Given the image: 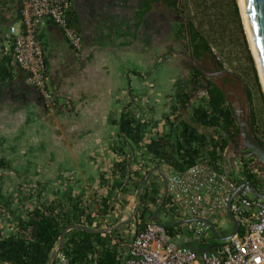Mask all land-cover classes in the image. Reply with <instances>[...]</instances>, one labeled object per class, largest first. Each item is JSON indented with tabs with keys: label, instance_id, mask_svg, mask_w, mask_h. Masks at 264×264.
<instances>
[{
	"label": "trees",
	"instance_id": "16d2710c",
	"mask_svg": "<svg viewBox=\"0 0 264 264\" xmlns=\"http://www.w3.org/2000/svg\"><path fill=\"white\" fill-rule=\"evenodd\" d=\"M12 2L0 0V26L10 22L6 11ZM169 5L180 11V31L183 33L180 32L183 36L181 41L194 58L204 60L212 57L220 68H226V63L232 66V72L244 82L251 106L252 129L264 145V94L243 27L238 0H169ZM71 15L67 17L70 25L74 22ZM2 32L0 50L4 39ZM217 54L222 55V60ZM193 71L190 78L180 80V90L174 94L175 104L170 105L171 114L186 110L189 114L187 119L171 120L166 115L159 121H150L127 108L121 112L118 121L110 117V123L118 126L117 136L121 137L122 143L118 146L113 143L112 151L119 160L112 164L108 178H105L107 172H101L99 185L124 193L130 191L125 187V182L133 181L136 191L143 181L139 193L141 206L135 215L134 233L145 226L161 202L164 186L156 170L161 168L162 171V165L167 164L182 171L199 161H208V158L212 164L211 160L216 162L220 158L219 152L224 151L239 136L232 106L218 85L209 83L204 95L196 97L198 103L189 106L191 96L202 82L201 71L196 68ZM17 72L11 55L1 51L0 83L13 82ZM23 86L30 89L24 83ZM9 91L13 89L9 88ZM32 95L40 101L34 90ZM161 125H166L167 130L162 131ZM152 129L156 130L153 134ZM125 145L130 148L127 152L124 150ZM151 161L153 167L148 165ZM6 162L0 159V167L9 168L10 162ZM153 168L157 173L153 171L154 177L151 178L149 170ZM247 179L257 184L253 174H248ZM40 196L37 193L36 203L20 216H16L15 209L10 207L13 200L0 201V212L7 214L11 222L10 226H0V264H47L64 228L73 224L89 228L102 227L94 217L96 208L85 204L83 194L72 196L68 192L63 199L44 201H41ZM108 201L107 196L97 204L103 216H111L115 211L114 205H109ZM168 203L167 197L160 209L166 211ZM163 225L168 234L174 236L178 233L175 228L180 225V221L174 219ZM124 245L125 240L116 229L92 233L74 228L66 232L60 251L69 257L71 264H121Z\"/></svg>",
	"mask_w": 264,
	"mask_h": 264
},
{
	"label": "rangeland",
	"instance_id": "374dc122",
	"mask_svg": "<svg viewBox=\"0 0 264 264\" xmlns=\"http://www.w3.org/2000/svg\"><path fill=\"white\" fill-rule=\"evenodd\" d=\"M125 1H128V3L130 4L129 9H134V7H137L138 5L137 0ZM147 1L148 0H146V2ZM90 2L91 1H87L84 4L83 10ZM143 2L144 5L142 6H145L142 7L144 11L143 15H145L143 18L150 19L149 23L147 21V26H150L151 28L150 34L152 36L151 38L154 46L149 48V51L147 53H143L140 51L137 53L133 52V48H127L128 44L134 45L136 43L134 41L135 37L133 35L129 40L126 38L123 39L122 37H118L117 39L111 38V45L107 41L103 42L102 44L104 47L102 48L103 51H100V60L101 57H104L102 59L104 61L102 62H105V65L108 68L107 74L110 79V91L112 92L111 101L114 103L110 114L113 118L116 119V121H118L121 112H123L124 109L127 108L129 110L140 109L139 113H145L146 115L144 114L143 117L149 119L150 121H153L155 119V121H159V119L166 115H169L171 120H174L175 118L177 120H179L180 118L187 119L189 114L186 110H178L174 114L170 113V105H174L176 100L174 94L180 90V80L188 79L186 68L184 67L182 68V70H180V68L176 67V65L178 64L176 58H174L175 60L173 59L175 66H173L172 61H170L169 59H165L166 56H163L162 60H159L158 52H162V49L160 50V47H156V44L158 42L160 43L161 41H164V50L166 51L168 49H179L180 46L183 45L181 41V39L183 40V36L180 35V22L175 20L171 21V24L169 25L170 29L167 30L166 28L168 24L165 20L172 16V12L166 7V5L168 4L167 0H153L151 1V3L149 0L147 2V5H145V1ZM91 3L93 5V2ZM99 4L101 5V2ZM90 9L91 7L89 8V10ZM89 12L90 11H88L86 15L90 14ZM137 14L140 15V13ZM94 20L96 21V17H94V19L91 18L92 22ZM106 21L108 20L105 19V24H103L104 27L106 26ZM5 26H0V31H5V29L7 28ZM165 29L167 30V35H165ZM106 35L102 38L105 39L107 37ZM178 40H180V44L178 43ZM40 42L43 49L48 48L46 39L42 38L40 39ZM124 42L129 43L125 44ZM181 48H183V46ZM102 52H104V54H102ZM218 56L222 60V55ZM217 59L219 58L217 57ZM214 62L215 60L212 57H208L202 60L203 66L207 69L213 68ZM225 66L228 70L233 71L232 66L230 67L226 63ZM98 68H102V66H99ZM101 71L102 74H105L103 70ZM141 82L143 84H141ZM236 84L238 85V83ZM148 86H151L152 90L150 88L149 91ZM239 86L240 85H238V88L236 89L238 91V94L242 96V107L245 108V95ZM184 87H186V85H184ZM3 89L6 88H2V92L4 93L6 90ZM49 89L50 91H53L50 83ZM113 90L115 91L113 92ZM2 92L0 90V93ZM156 92L159 94L163 93V97H161V99L159 100H156L159 97L155 94ZM150 93L152 95L154 93L155 95H153V97L151 98ZM204 93L205 90L203 88L197 89L190 100V105L197 104L198 98L194 101L192 100L195 99L199 94L203 95ZM31 94L33 93L31 92ZM31 94L28 89L21 86L17 88V91L13 89V91L11 92L9 100L11 101L12 99L14 103L10 105V108L7 106H3V104L0 103V109H2L0 111V159H4L5 161L10 162L9 168L0 167V201L1 203H3L6 200H13L10 207L15 209L16 216L24 215L27 208L33 207L32 205H34L37 200L36 194L39 193L42 186L43 189L46 188V190L45 193L41 195L43 196L41 198V201H44V199H51L50 195L53 193L51 189L55 186V184L50 185V181L44 177L49 176L50 171L55 172V168L59 167L61 170H59V173H57V176L59 178H70V181H73V179H75V181H73L72 183V189L74 191L72 193L74 194L81 193L80 190L76 188L77 184L78 187L79 184L81 186L83 185V187L85 186L83 177H95V175L98 176L100 172V167H98V169L96 168V170L92 169L94 163L97 162H95V160L91 165V160L84 159V156L76 157L77 161H75L69 156L68 152L65 149L60 151V153L55 152L56 149L52 143L53 132L51 131L50 125L48 123L49 119H51L53 116H51V114H49L47 111L41 110V108L39 107L36 108L35 105L22 104L25 103L24 99L27 100V98L29 99L32 97ZM56 98L58 97H55V99ZM3 100L4 98H2L1 101ZM58 100L60 103H62L60 98H58ZM232 100L234 101V98H232ZM233 103L236 105L235 101ZM255 103L257 105V98L255 100ZM52 110L56 111L54 108ZM139 113L138 110L135 111V114L139 115ZM105 127L106 129H108L109 127V131L111 132V136H108L111 137L110 144L113 145V143H115V145L117 146L121 144L122 139L121 137L117 136L118 126L109 124V126ZM160 128L162 131L165 130L163 125H161ZM155 131V129H152V134ZM110 132H108L107 134H109ZM228 148L224 153L226 161H228L227 168L229 175L233 179H239L243 176L247 177L248 174H253L257 178V189L264 192V169L262 165L258 162L255 167L259 170V172H254L252 171V167L250 165L256 162V158H254L253 156L243 157L242 159L233 157L234 154L238 153L239 149L237 148V146L233 148L229 146ZM128 149L130 148L125 145L124 150L127 152ZM246 152L248 153V150ZM111 157L112 155H109L106 159L110 160ZM87 165L91 166L89 168V171L85 174L80 173L79 170L83 171V166L85 167ZM148 165H150V167H153V162H149ZM66 169L68 171H66ZM154 169L155 168L149 170L151 172V178L154 177ZM60 182L58 181L57 185H59V187L61 186L62 188L60 187V189L63 190L66 184V180ZM87 182V190H82L83 201L86 205L91 204V202L94 201L95 203H98L99 201H96L98 200V198L94 197L99 193L98 189H100L98 180H88ZM130 184L133 185V181H131ZM99 196L103 197L102 194H100ZM131 199L134 202L133 197ZM117 200L118 198L115 201L117 202ZM118 205L117 208L114 205L113 208H115V211L112 212L111 216L105 218L107 219V221L104 222L102 219H100L99 222L102 227H104V225H107L106 227H116L119 224L123 223L120 227H117L116 230L119 231L120 235L123 236L126 244L132 238V235L134 233L135 215L132 218L128 219L133 211L128 212V209H126L122 212ZM92 208H94V206H92ZM170 209L174 212V208L170 207ZM94 214L97 215V212H95ZM174 219L175 217L170 215L167 210H159L157 215V221L159 223H169ZM211 219L215 220L216 231L221 236H226L231 232L232 222L225 214L217 215ZM1 225H4L5 227L11 225V222H9V220L7 219V214L4 215L2 212H0V226ZM182 230L183 237H191V234H189L185 230V226L182 227ZM215 242L218 243V241ZM205 244L208 245V241Z\"/></svg>",
	"mask_w": 264,
	"mask_h": 264
},
{
	"label": "crops",
	"instance_id": "0c3cea01",
	"mask_svg": "<svg viewBox=\"0 0 264 264\" xmlns=\"http://www.w3.org/2000/svg\"><path fill=\"white\" fill-rule=\"evenodd\" d=\"M137 1L138 5L137 7L135 6L134 9H129L130 4L125 0H93L91 1L93 2V5L91 2L87 4L83 12H77L72 9L68 14V16H70L71 13L73 14V16H71L74 19V22H72L71 24L79 33L83 35L84 45L80 51H77L70 46L61 29L51 21H46V23L38 29L37 36L39 40L43 38L46 39V42L48 43V48H44L43 50L47 70L50 76V85L54 91L55 97L60 98L61 102L63 103H60L58 98H56V111H52L50 113L48 112L49 114H51V116H53L51 119H49L48 123L50 125L51 131L53 132L52 143L53 146H55V152L60 153V151L65 149L68 152L69 156L75 161H77L76 157L84 156V159L91 160V165L93 164L94 160L95 162L97 161L93 165V170H96V168L98 169V167H100L98 176H89L88 178L83 177L85 184L84 187L80 184L79 187L78 184L76 185V188H78V190H80L81 192L80 194H83V189L87 190L86 186L88 185V180H98L99 184V178L102 171L107 172L105 178H108L109 172L112 168V164L119 160L118 156H115L116 154L112 151V145L110 144L111 137H108L111 136L109 127L108 129H106L105 127L111 124L110 117H112V115L110 114V112L112 111L114 103L111 101L112 92L110 91V79L107 74L108 68L105 65V62H102L104 61L102 60L104 57H101L100 60V51H103L102 48L104 47L102 44L106 41L110 43L111 38L117 39L118 37H122L123 39L126 38L129 40L133 35L135 37L134 41L136 42L134 45L128 44L129 42H124L125 44H128L127 48H133V52L137 53L140 51L143 53H147L149 51V48L154 46L151 38L152 36L150 34L151 28L150 26H147V21L149 23L150 19L143 18L145 15H143L144 12L142 7L145 6L142 5H144L143 1L146 2V0ZM151 1L153 0H150V3ZM100 2L101 5L99 4ZM147 2L145 5H147ZM90 7L91 9L89 10ZM88 11H90V14L86 15ZM6 13L9 15L8 17L10 19V22L6 24L5 27L7 28L2 32L1 36L4 37L3 43L8 38V25L13 22H17L18 20V0H13V2L9 4V8ZM137 13H140V15H138ZM92 16L96 17V21H91V18L94 19V17ZM100 19H102L103 21ZM105 19H107L108 21H106V26L104 27L103 24H105ZM105 35L107 37L105 39L102 38ZM163 42L161 41L160 43L158 42L156 44V47H160V50L162 49V52H158V58L160 60L166 52V50H164L165 44ZM102 54H104V52H102ZM99 66H102V68H98ZM14 67L15 70L18 71L15 76V80L13 82H7V86L6 84L0 83L1 92L2 88H6L3 89L6 90L4 93H0V103L3 104V106H7L9 108L11 107L10 105L14 103L12 99L11 101L9 100L12 92L9 91V88L16 90L21 86L24 88L23 82L25 79V72L16 66ZM101 70H103L105 74H102ZM12 84L13 87H11ZM141 84L143 83L141 82ZM148 87L150 91L151 86ZM114 91L115 90H113V92ZM31 92L32 91H30V94ZM155 94L159 96L156 100H159L161 99V97H163V93L159 94L156 92ZM155 94L153 93V95ZM150 95L152 98L153 95L151 93ZM31 96L32 97L29 98L31 100L27 98V100L24 99L25 103H21L26 105L32 104L35 105L36 108L39 107L41 108V110L45 111L43 109V105L41 106V102L37 101L32 94ZM2 98H4L3 101H1ZM195 99H193L192 101H194ZM1 110L2 109H0V111ZM136 110H138L139 113L140 109H135L134 111ZM144 114H142V112L139 113V115ZM163 126L165 130H167V126ZM108 132L110 133L107 134ZM229 146L232 147L231 143L228 144L226 150ZM109 155H112L110 160L106 159ZM218 160L220 164L219 167L228 173V161H226V157L224 159V156L221 155ZM165 166L168 165H162V170H164ZM90 167V165H87L85 167L83 166V171L79 170V172L85 174L89 171ZM131 168L134 169V167ZM59 170L60 168L57 167L55 168V172L50 171L49 176L44 177L50 181V185L55 184V186L51 189L53 193L50 195L51 199L49 200L57 198L63 199V197L67 196L68 192H70L72 196H75L77 194L72 193L74 192L72 189V183L73 181H75V179H73V181H70V178H59L57 176ZM66 171L68 170L66 169ZM160 177L162 182L163 177L166 180V176L163 173L160 175ZM146 178L147 176H145L144 180H146ZM230 178L232 177L230 176ZM65 180L66 184L64 189L62 190L60 189L61 186L59 187V185H57V182ZM130 183L131 181H127L124 183L125 187L130 190L129 192L124 193L119 190L118 192H114L110 190L109 187L105 186L99 187V193L94 196L95 198H98V200L96 201L99 202H91V205L96 208L95 212H97V215L94 214L96 221H99L100 219H102L104 222L107 221V219L105 218L108 217L109 214L103 216L100 214L99 208H97V204L100 203L101 199L107 196L109 199V205L114 204L117 208V205L119 204L118 206L120 207L122 212L126 209H128V212L134 211L137 205L136 195L139 187L135 191L134 185H131ZM140 185L142 187L143 181ZM39 193L40 195H43V193H45V189L41 188ZM100 194H102L103 197L99 196ZM131 196L133 197L134 202L132 201ZM40 197L42 198L43 196ZM117 198L119 201L117 200L116 202L115 200ZM226 216L228 217V214ZM183 220H185V218ZM181 221L182 220L180 219V225L177 228L174 227L178 233H176L174 236L169 235L179 245L189 246L195 251L199 252L201 250L209 248L214 244H217L216 242H213V244L211 243V241H208L209 244L207 245L205 244L207 243V241L196 238L192 233L189 232L188 233L191 234V237H183V223ZM106 226L107 225H104V227ZM126 245L127 243L124 246L123 252L125 251Z\"/></svg>",
	"mask_w": 264,
	"mask_h": 264
},
{
	"label": "built area",
	"instance_id": "2783aa9c",
	"mask_svg": "<svg viewBox=\"0 0 264 264\" xmlns=\"http://www.w3.org/2000/svg\"><path fill=\"white\" fill-rule=\"evenodd\" d=\"M18 7V20L8 25V38L2 51L10 53L13 64L25 72V84L37 92L44 108L53 111L56 99L49 89L50 76L38 29L51 21L61 29L70 46L80 51L83 35L67 19L72 0H18ZM225 151L219 155L225 157ZM233 157L242 159L243 155L238 150ZM209 161V158L199 161L182 171L168 165L158 172L166 176L167 211L178 221L194 219L183 223L185 230L213 243L218 240L212 235L208 221L214 224L216 231L215 220L211 218L227 215L233 192L240 182L248 179L243 176L233 180L219 167V160H211L212 164ZM257 163L256 160L250 165L254 172H259L255 167ZM229 208L238 224L230 239L197 252L179 245L169 236L165 226L151 217L127 243L121 254V264H264V199L257 197L245 184L232 198ZM216 235L221 236L217 231ZM51 264L71 263L69 257L59 251Z\"/></svg>",
	"mask_w": 264,
	"mask_h": 264
},
{
	"label": "water",
	"instance_id": "95a60500",
	"mask_svg": "<svg viewBox=\"0 0 264 264\" xmlns=\"http://www.w3.org/2000/svg\"><path fill=\"white\" fill-rule=\"evenodd\" d=\"M243 2H244V12H245L248 24H249L250 33H251V36H252V39L254 42V46L256 49L257 56H258L260 68H261L262 75L264 78V0H243ZM193 63H194L195 67H198V64L195 61H193ZM200 69L203 73H205V70L203 68H200ZM222 72L228 73L234 80H236V82L241 86L242 90L244 91V95H245V99H246L245 108H243L241 106L238 97H237L236 105L234 103L231 104L232 110H233V113H234V116H235V119H236V122H237V125L239 128V136L241 138V144L240 145L243 148L248 150V153L246 155H244V154H242V155H243V157L253 156L254 158H256V160L264 168V145L261 144V142L258 140V138L254 134L253 129H252L251 106H250L249 96H248L245 84L232 71L223 70ZM206 85L207 84H205V86H203L204 90L206 89ZM156 171H158V170H156ZM163 183H164V192H163L161 202L158 205V207L152 213V219L155 222H157V213H158L159 209L162 207V205L164 204V201L166 199L167 189H166V180L164 177H163ZM245 184H248L251 187L253 193L257 197L264 199V192L258 191V189L254 183H252L251 181L240 182L238 184L237 188L235 189V191L233 192L231 199L228 203L227 214H228V217L230 218V220L232 222V227H233L231 232L226 236L220 237V236L216 235L214 224L211 221H208V223L210 224V227H211V233L213 236H215V238L218 241H225V240L230 239L237 231V228H238L237 220L232 215L229 207H230V202H231L232 198L241 190V188ZM140 188H141V185H139V188L137 190V195H136L137 205H136L134 211L132 212V214L130 215V217L128 219H130L134 215H136V213L138 212V210L141 206V200L139 198ZM192 220H194V219L189 218V219L182 220L181 222L185 223V222H190ZM122 224L123 223L119 224L116 227L115 226H109V227H101V228H89L85 225L73 224V225H70V226L64 228L63 231L61 232L60 236H59V240H58L57 245L55 246V248L53 249L52 253L49 256L47 264H51L53 258L57 254V252L60 251L61 244L63 242L64 236H65L67 231L74 229V228H78V229H83V230H86V231H89L92 233H98V232L99 233H105V232H110L112 230H115L117 227H120Z\"/></svg>",
	"mask_w": 264,
	"mask_h": 264
},
{
	"label": "flooded vegetation",
	"instance_id": "af4514ba",
	"mask_svg": "<svg viewBox=\"0 0 264 264\" xmlns=\"http://www.w3.org/2000/svg\"><path fill=\"white\" fill-rule=\"evenodd\" d=\"M87 1H93V0H72V8L75 11H77V12H81V11H83L84 4ZM167 2H168V4L166 5V7L168 9H170V11L172 12V16L169 17L167 20H165L167 22V24H168V25L166 24L167 25L166 29L169 30L170 29L169 25L171 24L170 23L171 21L175 20V21H179L180 22V11L174 9L172 6L169 5V0H167ZM166 29H165V33H166L165 35H167V30ZM179 41L180 40H178V43H179ZM167 44H166V46H167ZM182 46L183 45H181L179 49H175V50L168 49L166 51L167 53H165L163 56H166V58H165L166 60L169 59L170 61H172L173 66H175L174 65V60H175L174 58H176L177 61H178V64L176 65V67L180 68V70H182V68L185 67L186 68V74L188 75V78H190L191 75L193 74V72H194L193 69L194 68L198 69L199 71H201L200 68H203L205 70V73H203L201 71V73H202V80L201 81L202 82H201L200 87L198 89H202L203 86H205V84H207L206 85V88H207L209 83H214V84L218 85L223 90V92L225 93V95L227 97L228 103L233 104L234 101L237 103V97H238L239 101H240V104L242 106V101H241L242 100V96H240L238 94V91L236 89V88H238L237 86L239 84L237 85L236 84L237 83L236 80H234L228 73L222 72L223 70H228V69L227 68L218 67L215 64V62L213 64V68L207 69L206 67L203 66L202 60L194 58V56L190 53V51L187 50L184 46H183V48H181ZM161 60H162V58H161ZM193 61H195L198 64V67L194 66ZM239 87L241 88V86H239ZM29 90L33 92V89L30 88ZM243 93H244V91H243ZM198 96H202V95L199 94ZM191 98H192V96H191ZM232 98H234V101L232 100ZM39 102H42L41 99H40ZM245 103H246V99H245ZM189 106H191V105H189ZM240 144H241L240 136L235 137V139L233 141H231L232 148L237 146L240 149L239 152L241 151L242 154L246 155L247 154V152H246L247 150H244L245 148H243Z\"/></svg>",
	"mask_w": 264,
	"mask_h": 264
},
{
	"label": "bare ground",
	"instance_id": "6f19581e",
	"mask_svg": "<svg viewBox=\"0 0 264 264\" xmlns=\"http://www.w3.org/2000/svg\"><path fill=\"white\" fill-rule=\"evenodd\" d=\"M238 4H239V7H240L241 16H242V19H243V24H244V28H245V31H246V36H247V39H248V42H249L250 50H251V53H252V55L254 57V61H255L256 68H257L259 80H260V83H261V86H262V90H263V93H264V78H263L262 71H261V68H260V64H259L258 56H257V53H256V49H255V46H254V42H253V39H252V36H251V33H250L249 24H248V21H247L245 12H244V2H243V0H238Z\"/></svg>",
	"mask_w": 264,
	"mask_h": 264
},
{
	"label": "clouds",
	"instance_id": "9594fccd",
	"mask_svg": "<svg viewBox=\"0 0 264 264\" xmlns=\"http://www.w3.org/2000/svg\"><path fill=\"white\" fill-rule=\"evenodd\" d=\"M3 45H4V43H3ZM3 48V47H2ZM2 51V50H1ZM3 52V51H2ZM9 52H11V51H9ZM6 54H10V53H6ZM11 55V54H10ZM14 65V64H13ZM15 66V65H14ZM17 67V66H16ZM25 76H26V74H25ZM25 80V79H24ZM50 83V82H49ZM24 84H25V82H24ZM26 85V84H25ZM27 86V85H26ZM28 87V86H27ZM30 88V87H29ZM32 89V88H31ZM34 90V89H33ZM35 91V90H34ZM36 92V91H35ZM37 93V92H36ZM41 99V98H40ZM43 104H42V102H41V106H42ZM43 109L45 110V111H47V112H52V111H48V110H46L45 108H44V106H43ZM231 143V142H230ZM238 148V147H237ZM226 149V148H225ZM239 149V148H238ZM240 150V149H239ZM242 153V152H241ZM258 162V161H257ZM159 171V170H158ZM249 181V180H248Z\"/></svg>",
	"mask_w": 264,
	"mask_h": 264
}]
</instances>
